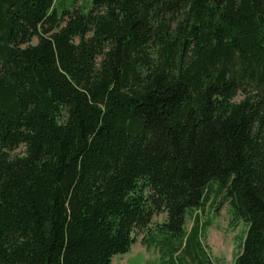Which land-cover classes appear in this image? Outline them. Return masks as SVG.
I'll list each match as a JSON object with an SVG mask.
<instances>
[{
    "label": "trees",
    "instance_id": "1",
    "mask_svg": "<svg viewBox=\"0 0 264 264\" xmlns=\"http://www.w3.org/2000/svg\"><path fill=\"white\" fill-rule=\"evenodd\" d=\"M67 1L0 0V264H111L213 188L264 264V0Z\"/></svg>",
    "mask_w": 264,
    "mask_h": 264
},
{
    "label": "rangeland",
    "instance_id": "2",
    "mask_svg": "<svg viewBox=\"0 0 264 264\" xmlns=\"http://www.w3.org/2000/svg\"><path fill=\"white\" fill-rule=\"evenodd\" d=\"M58 1L60 0H56V4ZM90 1L68 0L67 5L71 9L88 10ZM36 41L34 38L31 43ZM241 97L238 94L236 100ZM222 200L223 195L217 196L213 188L202 208L186 215L185 233L181 238L162 231L165 212L155 214L148 228L134 233L135 242L129 250L115 254L111 258V264H205L199 253L198 243L207 255V264H233L241 252L248 223L234 218L229 201ZM195 216L200 219L196 234L190 232Z\"/></svg>",
    "mask_w": 264,
    "mask_h": 264
}]
</instances>
